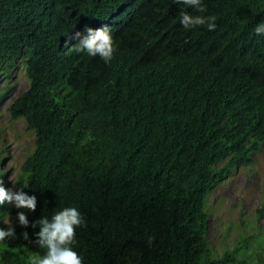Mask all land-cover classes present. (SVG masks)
Wrapping results in <instances>:
<instances>
[{"label": "trees", "instance_id": "obj_1", "mask_svg": "<svg viewBox=\"0 0 264 264\" xmlns=\"http://www.w3.org/2000/svg\"><path fill=\"white\" fill-rule=\"evenodd\" d=\"M206 4L200 14L217 28L188 51L173 0H0V75L19 61L28 80L4 110L8 125L0 121V179L37 197L35 212L0 206V228L6 219L16 231L0 242V264L43 255L31 225L66 206L85 219L72 245L84 264H264V201L217 241L210 225L213 191L251 171L264 142V35L251 32L264 0ZM113 10L127 23L115 25L109 63L61 44L78 22ZM10 88L0 85V103ZM17 121L14 139H32L4 170Z\"/></svg>", "mask_w": 264, "mask_h": 264}, {"label": "clouds", "instance_id": "obj_2", "mask_svg": "<svg viewBox=\"0 0 264 264\" xmlns=\"http://www.w3.org/2000/svg\"><path fill=\"white\" fill-rule=\"evenodd\" d=\"M176 4H182L177 24L181 29L188 31L185 39L187 42L184 48L189 51V45H195L196 38L207 35L217 28V17L214 15H202L207 10L205 0H173ZM110 14H99L90 19H85L78 22L73 31L65 37H61V44L64 47L71 48L76 53H87V55L96 57L99 56L104 62L109 63L115 53V25L124 24L116 18L119 10L109 11ZM199 13V14H198ZM134 16L133 10L131 21L139 18ZM88 23V24H86ZM242 23L245 20L242 19ZM159 30V28H157ZM176 29V28H175ZM157 30L156 37L160 39V31ZM251 32L257 35H264V22L252 27ZM172 32H170L171 34ZM193 34L192 37L190 35ZM177 37V35H176ZM158 45L164 46V43ZM157 47L153 49V54L157 53ZM159 50V48H158ZM177 58H185L192 63L197 61L192 60L191 56H184L179 51L174 52ZM196 55V54H194ZM13 183H17L13 180ZM27 185H22L18 190L8 189L4 186L3 179H0V206L5 203L14 205L17 209H27L35 212L37 208V197L29 195L24 188ZM18 222L25 228L29 226V219L24 211L17 213ZM8 224L7 229L0 228V242L8 239L16 238L15 227L11 221L4 220ZM85 224V219L81 212L75 206H66L61 210L56 211L50 218L42 216L40 219L32 223V227L39 226V231L35 233L37 239L34 241L40 248L45 249L43 255H34L30 259V264H84L83 257L72 247L76 239V229ZM25 240L29 239L27 231L23 233Z\"/></svg>", "mask_w": 264, "mask_h": 264}, {"label": "rangeland", "instance_id": "obj_3", "mask_svg": "<svg viewBox=\"0 0 264 264\" xmlns=\"http://www.w3.org/2000/svg\"><path fill=\"white\" fill-rule=\"evenodd\" d=\"M7 83L11 86L8 95L0 103V121L8 123L9 115L4 112L5 108L10 104L12 98L20 91L28 87V80L24 74V69L18 61L13 67L11 76L3 78L0 75V85ZM8 125V124H7ZM24 128L22 121L14 122L10 131H7V140L5 144L8 160L3 162L4 170L17 168L24 149L31 142L32 137L23 135L19 140L14 139L15 132H19ZM257 161L253 164L251 171L249 167H240L236 172L230 173L228 178L224 180L213 191L210 207L213 206L215 213L211 219V231L214 239L217 241L226 231V222L230 220H238L243 215L253 216V213L261 206L264 201V142L261 151L255 154ZM258 226H264V216L258 219ZM234 235V231L229 234V240ZM226 239L225 244L230 242Z\"/></svg>", "mask_w": 264, "mask_h": 264}]
</instances>
